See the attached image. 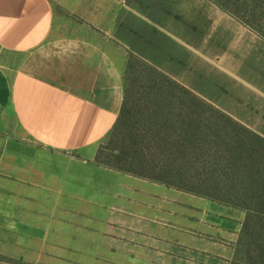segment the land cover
Masks as SVG:
<instances>
[{
    "label": "rangeland",
    "instance_id": "rangeland-1",
    "mask_svg": "<svg viewBox=\"0 0 264 264\" xmlns=\"http://www.w3.org/2000/svg\"><path fill=\"white\" fill-rule=\"evenodd\" d=\"M217 1L255 26L264 23V0ZM129 3L132 12L121 27L123 45L94 36L117 63L128 89L124 113L105 138L87 151H53L24 136L12 116L0 120V194L9 204L0 216V264H233L244 256L240 233L245 213L239 208L165 185L182 200L186 224L191 212L193 226L197 211L198 246L194 252L182 250L192 261H147L133 259L143 254H127L124 243L116 245L104 228L101 208L94 210L84 199L93 176L127 173L161 183L152 180L148 162L157 159L166 142L161 129H177L167 116L178 96L162 88L161 73L264 137L263 37L215 0ZM54 33L89 31L75 16L57 11ZM10 141L30 147L36 164L5 166L1 158L9 154L5 147ZM65 182L73 198L63 199ZM210 202L211 221H202ZM33 227H41L42 236Z\"/></svg>",
    "mask_w": 264,
    "mask_h": 264
},
{
    "label": "crops",
    "instance_id": "crops-1",
    "mask_svg": "<svg viewBox=\"0 0 264 264\" xmlns=\"http://www.w3.org/2000/svg\"><path fill=\"white\" fill-rule=\"evenodd\" d=\"M57 11L78 18L89 33L55 35ZM131 12L129 0H0V120L12 116L24 136L53 151L83 152L105 138L121 111L125 80L94 36L123 45L121 27ZM5 149V166L36 164L23 141H10ZM87 181L84 199L94 210L101 208L116 245L124 243L127 254H143L133 259L192 261L182 250L197 249V211L193 226L191 212L186 224L172 188L117 172ZM62 193L63 199L75 196L67 182ZM8 207L0 194V216ZM207 207L202 221H211L214 207ZM33 228L42 236L41 227Z\"/></svg>",
    "mask_w": 264,
    "mask_h": 264
},
{
    "label": "trees",
    "instance_id": "trees-1",
    "mask_svg": "<svg viewBox=\"0 0 264 264\" xmlns=\"http://www.w3.org/2000/svg\"><path fill=\"white\" fill-rule=\"evenodd\" d=\"M215 1L264 38V23L255 26ZM160 75L162 88L178 93L170 105L172 117L167 116L177 129H161L166 142L157 159L148 162L152 180L244 211L240 240L245 252L233 264H264V137L168 75ZM127 97L125 85L116 123Z\"/></svg>",
    "mask_w": 264,
    "mask_h": 264
}]
</instances>
